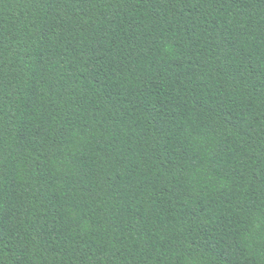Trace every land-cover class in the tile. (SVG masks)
<instances>
[{
    "label": "trees",
    "instance_id": "1",
    "mask_svg": "<svg viewBox=\"0 0 264 264\" xmlns=\"http://www.w3.org/2000/svg\"><path fill=\"white\" fill-rule=\"evenodd\" d=\"M0 264H264V0H0Z\"/></svg>",
    "mask_w": 264,
    "mask_h": 264
}]
</instances>
